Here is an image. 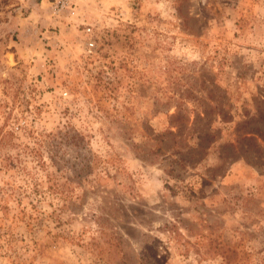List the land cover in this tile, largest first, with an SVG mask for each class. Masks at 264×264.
I'll return each mask as SVG.
<instances>
[{"label":"rangeland","instance_id":"obj_1","mask_svg":"<svg viewBox=\"0 0 264 264\" xmlns=\"http://www.w3.org/2000/svg\"><path fill=\"white\" fill-rule=\"evenodd\" d=\"M0 264H264V0H0Z\"/></svg>","mask_w":264,"mask_h":264}]
</instances>
